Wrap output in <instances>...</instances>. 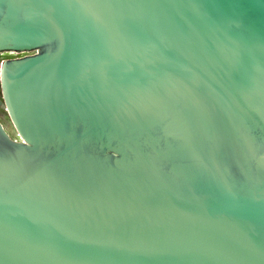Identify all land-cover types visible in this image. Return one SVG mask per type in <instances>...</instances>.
Here are the masks:
<instances>
[{
    "label": "water",
    "instance_id": "1",
    "mask_svg": "<svg viewBox=\"0 0 264 264\" xmlns=\"http://www.w3.org/2000/svg\"><path fill=\"white\" fill-rule=\"evenodd\" d=\"M0 264H264V0H0Z\"/></svg>",
    "mask_w": 264,
    "mask_h": 264
},
{
    "label": "flooded vegetation",
    "instance_id": "2",
    "mask_svg": "<svg viewBox=\"0 0 264 264\" xmlns=\"http://www.w3.org/2000/svg\"><path fill=\"white\" fill-rule=\"evenodd\" d=\"M12 56H18V55H15V54H10V53H7V52H0V61L4 58H8V57H12Z\"/></svg>",
    "mask_w": 264,
    "mask_h": 264
}]
</instances>
